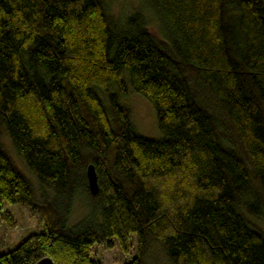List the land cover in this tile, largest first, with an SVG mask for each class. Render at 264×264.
I'll use <instances>...</instances> for the list:
<instances>
[{
	"label": "trees",
	"instance_id": "1",
	"mask_svg": "<svg viewBox=\"0 0 264 264\" xmlns=\"http://www.w3.org/2000/svg\"><path fill=\"white\" fill-rule=\"evenodd\" d=\"M145 1L162 43L102 0H0V230L13 226L4 203L43 228L0 264H99L92 246L128 255L132 235L124 264H145L152 243L168 264H264L251 223L264 226V0ZM128 89L162 140L135 133ZM77 198L88 212L69 226Z\"/></svg>",
	"mask_w": 264,
	"mask_h": 264
},
{
	"label": "rangeland",
	"instance_id": "2",
	"mask_svg": "<svg viewBox=\"0 0 264 264\" xmlns=\"http://www.w3.org/2000/svg\"><path fill=\"white\" fill-rule=\"evenodd\" d=\"M104 10L108 17L118 26L122 27L124 22L133 15H138L145 24L146 29L152 37L159 43L164 41L161 27L158 23V16L150 4L145 0H102ZM120 104L129 110L130 122L135 133L148 140L160 141L163 134L157 128L154 108L141 96L133 93L129 89L124 97L120 98ZM1 144L13 162L17 170L31 184L34 197L38 201L40 198V189L28 173L26 167L13 151L5 135L1 139ZM50 194L47 192V196ZM3 211L12 216L13 226L2 225L0 230V255L16 248L23 240L32 234L42 232L43 228L39 216L32 212L28 207L20 205L2 204ZM88 212L86 203L77 198L71 216L68 222L69 226L79 222ZM251 223L264 233V226L260 223L251 221ZM132 247L128 255H123L114 239L106 244H96L91 248V259L99 264H124L134 256L135 236H131ZM145 264H168L161 248L152 243L149 246Z\"/></svg>",
	"mask_w": 264,
	"mask_h": 264
},
{
	"label": "water",
	"instance_id": "3",
	"mask_svg": "<svg viewBox=\"0 0 264 264\" xmlns=\"http://www.w3.org/2000/svg\"><path fill=\"white\" fill-rule=\"evenodd\" d=\"M86 180L88 191L92 196H95L98 192V185L96 179V173L94 171V167L92 165H88L86 168ZM36 264H53L52 261L48 258H43L38 261Z\"/></svg>",
	"mask_w": 264,
	"mask_h": 264
}]
</instances>
